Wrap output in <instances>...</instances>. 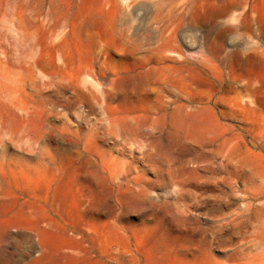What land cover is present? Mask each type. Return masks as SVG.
I'll return each mask as SVG.
<instances>
[{"label": "rangeland", "instance_id": "rangeland-1", "mask_svg": "<svg viewBox=\"0 0 264 264\" xmlns=\"http://www.w3.org/2000/svg\"><path fill=\"white\" fill-rule=\"evenodd\" d=\"M186 146L264 187V0H0V264H264Z\"/></svg>", "mask_w": 264, "mask_h": 264}, {"label": "bare ground", "instance_id": "bare-ground-1", "mask_svg": "<svg viewBox=\"0 0 264 264\" xmlns=\"http://www.w3.org/2000/svg\"><path fill=\"white\" fill-rule=\"evenodd\" d=\"M159 35L161 36V34ZM169 156L168 158L175 166L180 167L182 170L194 172L204 179L203 198L197 199L196 205L205 210V215L220 214L213 217L211 221H226L235 217L243 218L250 213L264 214L263 204L252 207L250 202L244 203L241 209L235 213L222 214L223 208H229L237 203V198L250 199L252 201L264 199L263 186H260L259 190L254 194H248L244 186L236 190L232 187L239 180L252 177V170H246L244 165L229 166L227 163L225 164L223 160H218L220 158L219 155L208 146H186L181 157L172 154ZM148 162H154L153 156H148ZM190 196H193L190 186L181 188L180 192L175 193V199L177 200L186 199ZM45 242V238L39 236V244L44 245ZM258 249L259 253L264 251L262 247H258ZM261 263L263 264V262Z\"/></svg>", "mask_w": 264, "mask_h": 264}]
</instances>
